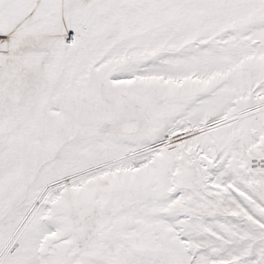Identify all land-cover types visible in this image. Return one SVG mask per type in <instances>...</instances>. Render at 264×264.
Segmentation results:
<instances>
[{"label":"snow or ice","instance_id":"snow-or-ice-1","mask_svg":"<svg viewBox=\"0 0 264 264\" xmlns=\"http://www.w3.org/2000/svg\"><path fill=\"white\" fill-rule=\"evenodd\" d=\"M0 264H264V0H0Z\"/></svg>","mask_w":264,"mask_h":264}]
</instances>
